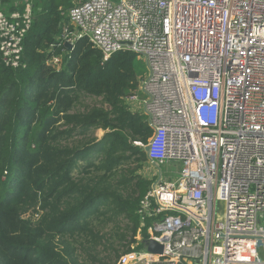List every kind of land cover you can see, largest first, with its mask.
Listing matches in <instances>:
<instances>
[{
    "label": "built area",
    "instance_id": "1",
    "mask_svg": "<svg viewBox=\"0 0 264 264\" xmlns=\"http://www.w3.org/2000/svg\"><path fill=\"white\" fill-rule=\"evenodd\" d=\"M22 2L0 10L6 69L23 66L33 5ZM73 4L63 12L62 54L65 43L86 39L104 60L126 51L145 64L123 100L152 133L134 146L167 170L147 178L132 251L116 264H264V0ZM61 59L47 62L60 67Z\"/></svg>",
    "mask_w": 264,
    "mask_h": 264
},
{
    "label": "trees",
    "instance_id": "2",
    "mask_svg": "<svg viewBox=\"0 0 264 264\" xmlns=\"http://www.w3.org/2000/svg\"><path fill=\"white\" fill-rule=\"evenodd\" d=\"M17 1L24 0H0V10H16ZM27 1L23 66L6 69L0 60V264H116L132 251L137 208L151 184L137 171L146 153L133 144L146 143L151 129L123 100L136 90L143 62L126 51L104 60L86 39L62 54L63 12L77 0ZM59 55L57 70L47 61ZM84 96L101 106L80 112ZM94 220L113 222L115 231L106 236Z\"/></svg>",
    "mask_w": 264,
    "mask_h": 264
},
{
    "label": "rangeland",
    "instance_id": "3",
    "mask_svg": "<svg viewBox=\"0 0 264 264\" xmlns=\"http://www.w3.org/2000/svg\"><path fill=\"white\" fill-rule=\"evenodd\" d=\"M143 65H144L143 74H146L147 68H146L144 63H143ZM52 66L55 67L57 70L59 69L57 64H53ZM101 104H102V102H101L100 98L84 96V98H82L81 104L79 106H77L76 109L79 110L80 112H83V111H85V108H89V107H93V106H101ZM93 135H94V137H96L99 140L102 138V136L104 134L102 131L97 130L93 133ZM80 140H81L80 138H74L72 140V142H76V141H80ZM92 158L94 161H97V159H99V156L97 154H94V155H92ZM86 161L85 162H83V161L79 162L78 167L74 171L75 176H82L80 173L83 170V166H85ZM137 171H138V174H140L141 176H143L145 178L150 177L151 173L154 174V172H156L155 173V175L157 176L156 179L159 178V172L162 173L163 178H166V175H167V170H165L164 166H161L160 170H157L156 168H153L151 165H149L148 161L144 162ZM217 207H220V210H221L222 206H221V204H219ZM28 218H29V216L26 217V219H28ZM33 219H35L34 216H33ZM99 221L94 220V222H93L94 227H96L98 230H100L106 236L112 235L113 232L115 231L114 223L113 222L112 223L106 222L103 224V223H100ZM118 221H119L120 228H124V226L126 224V220H124L123 218H120V219H118ZM260 224H262V226H264V218H262L260 220ZM111 241L114 242V247L120 252L122 250V248L120 247V243H118L114 240H111ZM100 253H101V257H103L105 255V254H103L102 249H100Z\"/></svg>",
    "mask_w": 264,
    "mask_h": 264
},
{
    "label": "water",
    "instance_id": "4",
    "mask_svg": "<svg viewBox=\"0 0 264 264\" xmlns=\"http://www.w3.org/2000/svg\"><path fill=\"white\" fill-rule=\"evenodd\" d=\"M64 47L67 50H71V48H72L70 43H65ZM142 245L145 246V248L151 253L158 254V255H160L162 253V246H159L158 244H156L155 242H153L150 239H145L142 242Z\"/></svg>",
    "mask_w": 264,
    "mask_h": 264
},
{
    "label": "crops",
    "instance_id": "5",
    "mask_svg": "<svg viewBox=\"0 0 264 264\" xmlns=\"http://www.w3.org/2000/svg\"><path fill=\"white\" fill-rule=\"evenodd\" d=\"M260 257L264 261V248L261 249Z\"/></svg>",
    "mask_w": 264,
    "mask_h": 264
}]
</instances>
